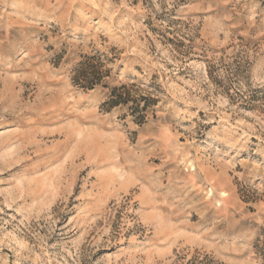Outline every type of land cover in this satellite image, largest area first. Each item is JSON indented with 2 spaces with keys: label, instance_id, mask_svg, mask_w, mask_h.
Segmentation results:
<instances>
[{
  "label": "rangeland",
  "instance_id": "374dc122",
  "mask_svg": "<svg viewBox=\"0 0 264 264\" xmlns=\"http://www.w3.org/2000/svg\"><path fill=\"white\" fill-rule=\"evenodd\" d=\"M0 264H264V0H0Z\"/></svg>",
  "mask_w": 264,
  "mask_h": 264
}]
</instances>
